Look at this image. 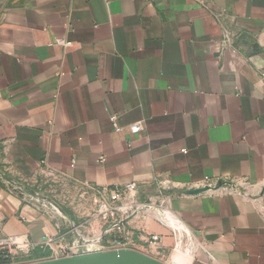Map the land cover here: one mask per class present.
I'll return each mask as SVG.
<instances>
[{
    "label": "crops",
    "instance_id": "0c3cea01",
    "mask_svg": "<svg viewBox=\"0 0 264 264\" xmlns=\"http://www.w3.org/2000/svg\"><path fill=\"white\" fill-rule=\"evenodd\" d=\"M0 170L30 258L159 235V262L264 264V0H0ZM130 184L157 210L118 232L93 212Z\"/></svg>",
    "mask_w": 264,
    "mask_h": 264
},
{
    "label": "built area",
    "instance_id": "2783aa9c",
    "mask_svg": "<svg viewBox=\"0 0 264 264\" xmlns=\"http://www.w3.org/2000/svg\"><path fill=\"white\" fill-rule=\"evenodd\" d=\"M112 121L118 132H121V128H117L116 121L117 117H113ZM225 189V187H223ZM136 189L135 184L127 185L126 188H120L113 190L111 195L107 198L101 199L98 202L97 214L99 218L104 221L113 223V229L122 232L121 226L123 222L136 215L138 210L142 207L139 203L127 199L124 197L126 193H133ZM69 233H63L60 237L48 236L43 244V248H48L51 252V259L67 258L75 254L92 252L97 250L106 249V246L101 240L92 241L90 239L83 238L82 240L69 241ZM162 238L159 235H151L148 237L146 243L148 249L155 250L161 243ZM128 239L119 240L114 239L108 247L114 246L116 249H133L130 247ZM0 246L3 249H7V256L12 257L8 264H28V263H17L21 259L28 258L29 246L27 244L19 243L15 239L0 240ZM21 256L19 259H15L14 256ZM23 256V257H22Z\"/></svg>",
    "mask_w": 264,
    "mask_h": 264
},
{
    "label": "water",
    "instance_id": "95a60500",
    "mask_svg": "<svg viewBox=\"0 0 264 264\" xmlns=\"http://www.w3.org/2000/svg\"><path fill=\"white\" fill-rule=\"evenodd\" d=\"M0 177L12 182L9 178L0 170ZM56 209L62 214H65L64 209L56 202L50 201ZM130 219V218H129ZM129 219L125 220L123 224H126ZM31 264H163L156 260L147 259L140 252L133 249H119V250H97L92 252H85L75 254L67 258L51 259L41 262H35Z\"/></svg>",
    "mask_w": 264,
    "mask_h": 264
},
{
    "label": "rangeland",
    "instance_id": "374dc122",
    "mask_svg": "<svg viewBox=\"0 0 264 264\" xmlns=\"http://www.w3.org/2000/svg\"><path fill=\"white\" fill-rule=\"evenodd\" d=\"M81 193H83V191L81 190V192H80V194ZM124 197L125 198H127V199H130V197H132V193L130 194V193H126L125 195H124ZM139 203V202H138ZM63 209H64V211H66V213H68V215H70V216H73V214H74V211H76V210H78V211H83L84 210V207H83V205L84 204H82V203H78V201L76 200V201H73L71 198H70V195H66V194H64V196H62L61 197V202L60 203H58ZM139 205L141 206L142 205V207H147V209L149 210H157V208L154 206V205H152V204H150V203H148V204H141V203H139ZM85 206V205H84ZM97 206H98V204L96 203V205H95V209H96V211H94L93 212V214H97ZM85 207H87V206H85ZM141 207V208H142ZM146 209V210H147ZM139 211V210H138ZM58 212H59V210H58ZM61 213V212H60ZM93 214H91V216L93 215ZM165 216H168V215H165ZM90 217V216H89ZM88 216L86 217V221H89V218ZM101 222H103V224L105 223H107V225L108 224H111L112 222L111 221H109V222H106V221H104V219H102V218H99L98 216H96ZM77 222H82V220L81 219H77ZM171 222V224L169 225V224H167V226L169 227V228H172V227H175V228H179L178 227V225H177V223H176V221H174V220H171L170 221ZM89 223V222H88ZM106 226V225H105ZM172 229H174V228H172ZM174 230H176V229H174ZM173 231V230H172ZM179 232V231H178ZM181 233V232H180ZM185 233L183 232V235H184ZM181 235H182V233H181ZM102 236H104V235H100L99 234V237L97 238V239H101V237ZM109 237V236H108ZM185 238H186V235H185ZM108 239H110V238H108ZM91 240V239H90ZM107 241V240H106ZM106 241H105V243H103L105 246H106V249H103L104 251H110L109 249L110 248H113V246H111V247H108V245L106 244ZM114 249V248H113ZM151 251L150 249H147V250H142V251H139V250H136V251H138V252H140V254H142L144 257H146L147 259H151V260H156L155 258H153L152 257V253L151 252H149V251ZM182 251V250H181ZM183 253H186L185 251H182ZM179 254V253H178ZM19 257H21V256H19ZM23 257V256H22ZM46 260H50V259H48V258H41V260H40V258L39 257H32V258H30V257H28V258H25V259H21L20 261H18L17 263H28V264H31V263H35V262H41V261H46ZM156 261H158V260H156ZM161 262V261H160ZM161 263H163V264H170L168 261H164V262H161Z\"/></svg>",
    "mask_w": 264,
    "mask_h": 264
},
{
    "label": "trees",
    "instance_id": "16d2710c",
    "mask_svg": "<svg viewBox=\"0 0 264 264\" xmlns=\"http://www.w3.org/2000/svg\"><path fill=\"white\" fill-rule=\"evenodd\" d=\"M11 258L12 257L7 256L5 251H0V264H8L11 261Z\"/></svg>",
    "mask_w": 264,
    "mask_h": 264
}]
</instances>
